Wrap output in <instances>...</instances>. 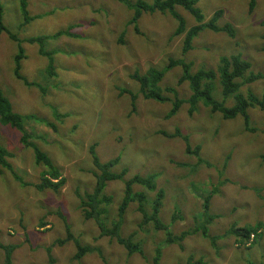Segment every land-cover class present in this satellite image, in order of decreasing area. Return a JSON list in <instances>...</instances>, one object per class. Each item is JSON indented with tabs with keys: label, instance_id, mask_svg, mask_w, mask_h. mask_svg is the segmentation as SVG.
<instances>
[{
	"label": "rangeland",
	"instance_id": "obj_1",
	"mask_svg": "<svg viewBox=\"0 0 264 264\" xmlns=\"http://www.w3.org/2000/svg\"><path fill=\"white\" fill-rule=\"evenodd\" d=\"M0 4L4 25L20 38L14 41L0 33V89L13 111L23 116L28 140L39 145L65 178L59 192L36 189L34 184L44 166L35 162L31 147L20 142L22 133L0 125V143L10 152L8 161L22 181L15 180L8 170L0 173V244L15 246L11 264H151L158 244H162L159 264H185L189 257L205 264H264V111L248 108L253 131L244 128L240 115L223 119L201 102L192 114L184 102L167 117L174 91L182 99L191 93L188 81L179 82L181 68H168L158 83L170 101L145 98L131 77L150 67L165 69L169 59L180 57L191 62L192 71L215 69L221 55L237 54L249 62L252 74H262L240 92L250 89L261 96L264 0L253 4L251 0H198L196 6L204 21L221 10L218 25L230 24L234 35L203 28L185 53L184 34H174L177 21L169 13L142 12L136 31L129 22L133 8L121 0H29L27 10L36 17L25 24L19 0H0ZM176 10L188 28L196 24L183 7L176 6ZM70 26H74L73 36L44 41V50L50 55L40 54L39 44L23 41L19 73L32 84L27 86L15 76L14 57L21 39L53 35ZM51 61L54 75L48 74ZM214 85L213 97L232 105V97H222L217 78ZM167 86L172 91H165ZM121 89L135 94L134 101ZM56 113L66 116L58 118ZM176 132L187 136L189 144L180 136H166ZM187 145L194 151L186 152ZM94 154L101 163L118 157L112 171L126 168L125 178L156 173V190L164 191L159 218L175 233L202 220L203 198L216 187L210 199L216 217L208 232L214 242L195 233L185 238L182 249L164 243V233L155 230L151 222L139 226L142 215L136 202L128 205L120 232L123 236L134 232L142 254L130 255L114 238L100 235L93 219L84 218L79 197L93 191ZM123 188V180H113L103 190L111 198L101 205L107 226L117 217ZM133 189L146 193L149 210L156 190L137 184ZM258 222L262 224L257 232L260 235L249 248L254 235L243 246L229 232L232 225ZM67 226L80 245L93 251L75 258L73 240L56 243L66 238ZM0 264H4L1 248Z\"/></svg>",
	"mask_w": 264,
	"mask_h": 264
},
{
	"label": "trees",
	"instance_id": "obj_2",
	"mask_svg": "<svg viewBox=\"0 0 264 264\" xmlns=\"http://www.w3.org/2000/svg\"><path fill=\"white\" fill-rule=\"evenodd\" d=\"M29 0H19V7L23 18V23H27L30 20L34 19L36 16L30 15L27 10ZM133 8V14L129 20L131 24L134 25V29L137 31L136 21L140 17L142 12L153 13L158 11L160 13H169L176 21L177 26L174 30V34H184L183 42H182V51L183 53L187 52L192 47L193 39L198 35L199 31L203 28H208L214 32H226L229 36L233 37L234 32L233 28L230 24L218 25L217 21L221 16V10H216L212 16L204 21V15L201 10L196 6L198 0H152V2L147 3L143 0H136L134 3L128 2L127 0H121ZM252 4L254 0H251ZM176 6L183 7L186 11H188L195 19L196 24L190 26L189 28L186 26V22L184 17L176 10ZM74 26L68 27L66 31H59L53 35H45V36H36V37H28L21 39L19 43V47L17 48V54L14 57L15 66H14V74L18 78H21L22 81L27 85H31L32 83L25 79L19 73L20 68V60L24 58V49L21 46L23 41L31 44H39L38 52L42 55H50L51 53L46 52L43 47L44 41L46 39L52 37H58L60 35H68L73 36L74 33L71 32ZM188 28V29H187ZM5 32L8 34L9 38L17 41L18 38L14 33L6 28L3 23V8L0 4V33ZM123 33L120 35L119 41H122ZM264 39V33L261 36ZM264 49V45H263ZM179 66L182 70V74L180 76L179 82L188 81V85L190 88V95L188 98H179L174 91V99L172 100V107L169 109V113L167 117L172 116L175 112H177L182 103H187L188 113L192 114L196 108L197 104L201 102L204 106H206L211 114L218 112L223 119H233L236 116L240 115L243 120V126L248 131H253L250 125V116L248 114V108L258 107L264 111V93L259 96L252 92L250 89H247L245 93L240 92V88L244 85L255 81L258 78L262 77V74H252L250 70L249 62L243 60L240 55L232 54V55H221L218 58V65L215 69L213 68H199L196 71H192L191 62H187L184 58H176L169 59V64L165 69H157L155 67H150L144 73H138L135 71L131 74V77L136 80L139 85V89L142 95L148 99H154L156 101L164 102L170 101V98L162 95V88L158 85L161 81L164 72L171 67ZM218 73V75H217ZM48 74L54 75L55 70L52 64V61L48 63ZM18 78V79H19ZM220 85V92L223 98L232 97L234 103L230 106H226L222 101L217 100L212 95V90L215 87V80ZM41 91H44L43 87H40ZM165 91H172V88L167 86ZM121 93H128L132 101L136 98V95L126 89H121ZM66 116L65 113L58 114L56 113V117L61 118ZM0 125H9L12 128H15L22 133L20 142L23 145H29L33 150V154L35 157V162L37 164H42L44 169L41 171L40 178L38 183L34 184V187L38 190L51 189L54 192H59L61 187L65 183V178L62 176L60 169L54 165L50 158H48L45 153L40 149L39 145L35 144L33 141H29L30 135H27V130L24 127L23 116L17 112H14L12 109L11 102L5 96V94L0 89ZM255 130V129H254ZM167 137L180 136L188 143L187 136L180 135L178 132L166 134ZM189 144V143H188ZM94 146V145H91ZM186 152H191L194 150L190 149V146L187 145L185 148ZM10 156V152L1 145L0 143V173L4 170H8L11 175L15 178V180L22 182L20 177L15 173L13 166L8 161V157ZM119 158L116 157L108 162L101 163L99 158L94 154L92 162L95 166L96 171L93 172L95 177V185L93 191L91 193H85L84 195H80V207L84 214L85 219H93L95 224L99 229V233L102 236H109L114 238L119 244H121L127 251L128 254L140 253L142 254L143 249L139 241H134V232L128 234L127 236H123L120 232L123 218L125 215V211L128 205L131 202H136V210L142 215L141 220L139 222V226H142L146 223H152V226L155 230H161L164 233V243L172 244L175 243L179 246V248H183V242L185 238L189 235L200 233L204 238H210L212 242H214L215 237H210L209 232V224L216 217L210 210V199L214 192H217V188L215 187L207 196L203 198L202 204V220L199 222H195L194 226L191 229L181 230L178 233H175L170 230L169 225L163 223L159 218V211L162 205V199L164 197V191L162 189L156 190V173H149L146 175L136 174L129 178H125L127 174V169L122 168L119 172L112 171V167L117 164ZM113 180H123L124 188L123 195L120 200V203L117 208V217L111 223L110 226H107V223L104 221L102 217V209L101 205L103 203H109L111 198L103 194V190L108 181ZM141 185L145 187L147 190L155 191L154 199H151L149 206L150 209L147 210L145 205L147 203L146 193L144 191H135L133 189V185ZM61 215V214H60ZM62 219H65L63 215H61ZM176 218V214L172 216V221ZM262 224L260 222L252 225V226H242L236 227L232 225L229 229V232L233 234L236 238L237 242H240L243 246L250 240V236L254 235L255 238L252 240L251 244L248 245L249 248L252 244L257 241V237L260 234H257ZM67 240H73L76 244V254L75 258H80L85 252L93 251V248L87 245H80L78 239L73 237L71 234L69 227L67 226V235L64 240L57 239L56 243L62 244ZM161 245L158 244L154 248V254L152 256L151 264H159L160 260V251ZM15 246L13 245H3L0 244V248L4 252V264H11V254ZM48 248V252H49ZM49 261L52 263L53 259L50 257ZM185 264H205L203 260L199 259L194 261L192 257H189Z\"/></svg>",
	"mask_w": 264,
	"mask_h": 264
},
{
	"label": "built area",
	"instance_id": "obj_3",
	"mask_svg": "<svg viewBox=\"0 0 264 264\" xmlns=\"http://www.w3.org/2000/svg\"><path fill=\"white\" fill-rule=\"evenodd\" d=\"M250 237L253 238V235H251Z\"/></svg>",
	"mask_w": 264,
	"mask_h": 264
}]
</instances>
